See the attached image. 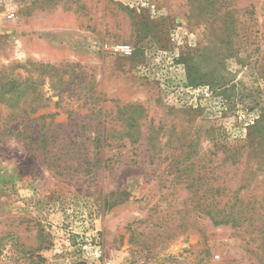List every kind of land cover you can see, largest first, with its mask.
Listing matches in <instances>:
<instances>
[{"label": "rangeland", "instance_id": "obj_1", "mask_svg": "<svg viewBox=\"0 0 264 264\" xmlns=\"http://www.w3.org/2000/svg\"><path fill=\"white\" fill-rule=\"evenodd\" d=\"M0 77V264H264V0H0Z\"/></svg>", "mask_w": 264, "mask_h": 264}, {"label": "trees", "instance_id": "obj_2", "mask_svg": "<svg viewBox=\"0 0 264 264\" xmlns=\"http://www.w3.org/2000/svg\"><path fill=\"white\" fill-rule=\"evenodd\" d=\"M1 81H3V77H0V102H3L6 101V91H5L6 85L3 84ZM194 196H197V194L195 193ZM238 201H237V205L241 206L239 209H236L237 205H233L230 208H227V205H225L221 209L220 208L216 209L210 204H202L200 206V209L205 215H207L210 218V220L214 225L216 226L231 225L233 228L237 229L243 226L245 222H248L250 224L251 221L254 219V215L248 216V213L244 208L245 206H243L245 204V201H240V202Z\"/></svg>", "mask_w": 264, "mask_h": 264}, {"label": "built area", "instance_id": "obj_3", "mask_svg": "<svg viewBox=\"0 0 264 264\" xmlns=\"http://www.w3.org/2000/svg\"><path fill=\"white\" fill-rule=\"evenodd\" d=\"M106 49H111L116 53H126L130 50V46H116V47H109L108 45L105 46ZM91 252L92 255L95 257V261L98 262L97 264H101L100 260L102 258V250L101 247L98 243V241H95V246L93 247H85L82 250V256H83V260H81V262H87V264H92V262L90 263V261L88 260V257L91 256ZM109 264V263H108Z\"/></svg>", "mask_w": 264, "mask_h": 264}]
</instances>
